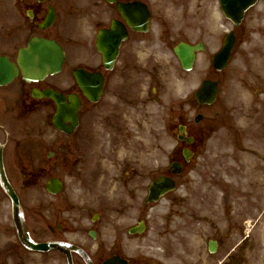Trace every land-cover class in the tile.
Instances as JSON below:
<instances>
[{
  "label": "flooded vegetation",
  "instance_id": "flooded-vegetation-1",
  "mask_svg": "<svg viewBox=\"0 0 264 264\" xmlns=\"http://www.w3.org/2000/svg\"><path fill=\"white\" fill-rule=\"evenodd\" d=\"M0 4H6V11L0 10V60L10 65L0 72V264H164L175 254L171 246L160 244L163 251L155 257L127 252L132 240L150 246L178 236L147 224L151 205L144 201L151 181L170 177L176 191L188 169L194 174L192 188L215 186L229 197L230 169L242 178L239 154L251 151L258 159L254 171L264 183V156L244 144L262 142L264 148V97H255L247 107L239 98L221 99L227 68L217 71L213 57L222 47V36L217 50L210 52L205 77L218 83V95L211 105L200 106L196 89L182 98L171 93L173 82L165 78L161 59L164 49L174 55L179 43H203L206 50L203 40L173 44L153 17L147 32L134 31L116 4L105 0ZM50 12L54 21L41 30ZM113 23L116 31L104 32L111 31ZM36 37L57 43L64 52L60 72L39 80L26 78L18 63L21 49ZM175 60V81L194 72L195 65L185 73ZM47 91L64 97L67 113L73 112L74 122L64 114V130L54 125L57 106L42 95ZM197 116H202L198 123ZM220 128L231 152L222 157L223 175L211 177L205 174L206 146ZM174 129L165 167L164 135ZM172 163L182 166L179 175L169 171ZM198 170L200 181L195 177ZM256 183L241 184L240 198L234 199L241 206L240 219L228 215L233 203H227V214H211L208 221L200 218L204 224L189 226L195 238L205 236V241L185 264H264V184L259 196ZM199 199L200 205L207 204L206 195ZM132 212L142 217L136 223L144 222L143 231L134 235L130 230L136 223L117 222ZM16 220L25 223L21 233Z\"/></svg>",
  "mask_w": 264,
  "mask_h": 264
},
{
  "label": "rangeland",
  "instance_id": "rangeland-1",
  "mask_svg": "<svg viewBox=\"0 0 264 264\" xmlns=\"http://www.w3.org/2000/svg\"><path fill=\"white\" fill-rule=\"evenodd\" d=\"M81 1L84 3H92L98 0ZM142 1L149 5L154 18L153 21H155L157 28L161 29L163 32L165 31L166 37L170 38L173 44L179 39L191 41L203 40L206 44V50L198 55L194 72L187 77L183 75L180 77L181 80L179 81H183L180 88L175 82V78L177 79L175 75L177 64L171 49H164L162 53L161 60L164 64L165 78L170 77L173 82V85L170 86L171 93L174 95L179 94V98H182L193 88H198L201 81L205 79L210 52H215L217 50L219 39L223 36L222 33L231 31L233 26L221 14L218 7V0ZM7 6L9 7V4ZM0 10L5 12L6 4L5 6L0 4ZM215 13H219V20H215ZM179 31L185 34H181L180 37ZM208 36L211 38L209 39ZM237 36L238 42L233 50L225 74L227 80L223 89L220 90L219 96L221 99L239 98V102L243 103L244 107H247L249 102L255 100V97H264V0H259L257 5L247 12ZM172 46H170V48ZM246 113L247 111H244V114ZM246 122V120H243L242 124ZM174 132H176L175 129L170 130L169 135H167V132L164 135L165 167L167 166L169 148L175 141L170 137L171 133ZM225 141V130L220 128L206 146L207 151L205 156L207 157L206 165H208V167L205 166V174L211 177H220L223 175L224 160L222 162V157H225L226 154H230L231 152L230 149L226 147ZM244 144L246 149L257 150V154L264 156V148L260 146L262 142L245 141ZM250 152L239 154L243 167L240 174H243V180V177L241 178L237 174V170L232 171L230 169L229 197H224L221 191L216 189L215 186L202 187L198 184L195 187L193 186L195 189L194 191L192 185H190L191 178H193L194 174L190 173L187 169L186 173L181 177V180H179L177 190L157 204L151 206L147 212V216H145L148 225L158 226L160 230L164 227L168 229L170 234L173 235L175 232L178 236L170 238L163 237L158 243L151 244L150 246H147L142 240H132L130 246L127 247V252L133 256L140 255L147 257L153 254L155 257L158 253H162L164 247L161 245L171 246L174 248L175 254L170 256L167 260H164V264L189 263L191 261L190 257L192 256L191 252L203 247L205 241V236L202 237V239L194 237V233L189 230L190 225L204 224L205 222H201L200 218L207 217L208 221L211 214H227V211L223 209L227 203L228 205L233 203L232 210L228 212V215L233 216L236 220L241 206L238 203L239 200L234 201V199L240 198L239 190L243 189L244 186L242 185L248 181L255 183L259 182L256 183L260 184V187L256 188V195H262V177L260 173L255 172L253 168L255 162H258V159ZM261 164L262 167H260V169L264 168L263 161H261ZM151 165L149 166V170L151 169ZM195 177L198 181L201 180L199 170ZM110 190L111 189L107 188L106 193L110 194ZM38 192L42 191L38 190ZM201 195H206L208 198L206 205H200L199 198ZM136 196L142 198L143 193H137ZM135 202L139 203L141 201L136 198ZM139 218L142 217L132 212L125 218L118 217L117 222L122 225H131L135 224ZM238 218L240 219V216H238ZM179 230L181 232L177 233ZM206 234V232H203L202 235ZM111 238L112 235L111 237L109 236V239Z\"/></svg>",
  "mask_w": 264,
  "mask_h": 264
},
{
  "label": "water",
  "instance_id": "water-1",
  "mask_svg": "<svg viewBox=\"0 0 264 264\" xmlns=\"http://www.w3.org/2000/svg\"><path fill=\"white\" fill-rule=\"evenodd\" d=\"M115 1L117 0H107L109 3H113ZM256 2L257 0H220L219 3L224 16L228 18L235 26H239L242 19L244 18L245 12L250 7L255 5ZM131 4L133 5H123L122 3L117 2V8L121 15L128 19L129 24L132 25L134 29L140 30L138 25H147L149 13L143 3L134 2ZM140 19L142 20L139 21ZM52 21L53 17L49 16L44 27L49 26ZM234 43L235 37L233 32H231L226 36L224 46L222 47L221 51L214 57V66L216 69L221 70L226 66ZM195 50H202V45H198L196 47L180 45L179 47L175 48L174 52L179 58L184 69L189 70L192 67ZM22 54L23 58L20 61L21 68L26 75L30 74L34 79L41 78L47 73H57L60 70L63 61L62 49L54 42L43 39H34L29 44V48L26 51H22ZM6 65L2 67L0 66V72L3 71V68L5 70L8 68ZM216 91L217 88L215 83L205 81L196 96L201 104L206 102L211 103L215 97ZM49 96L53 97L58 107L55 117V122H57L62 118V115L66 113L63 99L55 95ZM70 113L71 112L69 111V114ZM70 116L71 115H69V117ZM57 126L58 128L62 127L59 124ZM184 155L187 160L188 155ZM170 169L173 173H179L180 166L171 165ZM173 189L174 182L171 179L161 177L155 180L149 186V195L146 199V203L157 202L160 197L172 191ZM136 231H141V229L132 230L131 233H135Z\"/></svg>",
  "mask_w": 264,
  "mask_h": 264
}]
</instances>
